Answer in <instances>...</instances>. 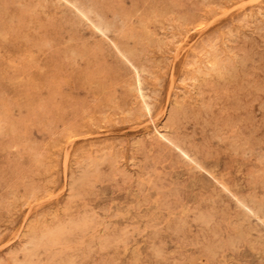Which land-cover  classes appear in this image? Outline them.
<instances>
[{
	"label": "rangeland",
	"instance_id": "1",
	"mask_svg": "<svg viewBox=\"0 0 264 264\" xmlns=\"http://www.w3.org/2000/svg\"><path fill=\"white\" fill-rule=\"evenodd\" d=\"M240 203L264 0H0V264H264Z\"/></svg>",
	"mask_w": 264,
	"mask_h": 264
},
{
	"label": "bare ground",
	"instance_id": "2",
	"mask_svg": "<svg viewBox=\"0 0 264 264\" xmlns=\"http://www.w3.org/2000/svg\"><path fill=\"white\" fill-rule=\"evenodd\" d=\"M45 2V1H44ZM21 4V3H20ZM47 15V14H46ZM5 16V15H4ZM46 17V16H45ZM63 23V22H62ZM121 27V26H120ZM130 34V32H129ZM114 35V34H113ZM105 38V37H104ZM108 38V37H107ZM129 44V43H128ZM116 50V49H115ZM31 58V57H30ZM139 71V70H138ZM147 108V107H146ZM142 110V109H141ZM141 112V111H140ZM148 113V112H147ZM159 117V116H158ZM97 127V126H96ZM161 136H163L161 134ZM173 146V145H172ZM188 146V144H187ZM174 147V146H173ZM176 149V148H175ZM147 159V158H146ZM64 160V159H63ZM194 164V163H193ZM200 169V168H199ZM206 172V171H205ZM203 173V172H202ZM207 173V172H206ZM208 174V173H207ZM203 175V174H202ZM208 177V176H207ZM206 177V178H207ZM205 178V179H206ZM209 178V177H208ZM204 179V180H205ZM222 179V178H221ZM200 180V179H199ZM201 181V180H200ZM216 181V180H215ZM223 181V180H222ZM217 182V181H216ZM224 182V181H223ZM212 183V182H211ZM218 183V182H217ZM221 184V183H220ZM222 185V184H221ZM204 187V186H203ZM223 187V186H222ZM205 188V187H204ZM229 194V193H228ZM234 198V197H233ZM134 200V199H133ZM239 201V200H238ZM241 206L243 207V209L245 210L246 213H248L249 215H251L252 217H255L256 219L260 220L262 224H264V220L262 219V217L254 210L253 207H251L250 205L246 204V203H240ZM184 211V210H183ZM187 211V210H186ZM122 212H120L121 214ZM128 213V212H127ZM140 215V214H139ZM134 219V218H133ZM35 236V235H34ZM131 241V240H130ZM244 243V242H243ZM50 249V248H49ZM262 254V252H261ZM155 257V256H154ZM18 259V258H17ZM129 261V260H128ZM130 262V261H129ZM23 263V262H22Z\"/></svg>",
	"mask_w": 264,
	"mask_h": 264
}]
</instances>
